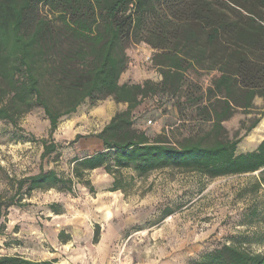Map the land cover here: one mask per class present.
<instances>
[{
  "label": "trees",
  "instance_id": "1",
  "mask_svg": "<svg viewBox=\"0 0 264 264\" xmlns=\"http://www.w3.org/2000/svg\"><path fill=\"white\" fill-rule=\"evenodd\" d=\"M138 44L153 50L159 81L122 83L129 49ZM158 97L174 101L180 124L152 137L135 114ZM107 99L127 108L99 133L73 141L95 138L103 150L76 157L72 178L41 170L18 180L16 193L0 199V236L11 208L30 205L24 196L71 193L76 181L93 190L87 175L95 170L114 177L111 192L124 189L123 170L145 178L173 169L212 180L260 172L264 187V140L238 152L264 119V110L254 113L264 101V0H0V121L19 128L21 118L42 109L49 137L31 141L43 146L46 160L60 155L54 136L61 122ZM238 114L247 118L231 134L226 124ZM48 209L64 214L59 204ZM172 215L168 210L165 219ZM244 242L218 246L196 264H264V254ZM0 264L62 263L1 255Z\"/></svg>",
  "mask_w": 264,
  "mask_h": 264
},
{
  "label": "rangeland",
  "instance_id": "2",
  "mask_svg": "<svg viewBox=\"0 0 264 264\" xmlns=\"http://www.w3.org/2000/svg\"><path fill=\"white\" fill-rule=\"evenodd\" d=\"M129 55L122 83L160 80L157 68L147 60L153 55L149 46L133 45ZM111 100L86 104L64 119L54 136L60 155L46 160L43 146L31 141L49 137L50 125L42 109L21 118L19 128L0 121V199L16 193L18 180L41 170L72 178V161L99 149L95 138L73 141L77 135H95L107 125V116L116 108L110 109ZM256 104L255 115L264 110V101L258 99ZM135 115L137 127L152 137L180 124L169 97L145 101ZM246 118L238 114L226 127L233 134ZM122 175L124 189L117 192H111L114 177L101 169L87 175L93 190L76 181L71 193L56 188L24 196L30 205L11 208L7 230L0 236V256L56 259L62 264H196L208 251L233 240H244L249 250L264 254L260 172L213 180L173 169L145 178L132 170H123ZM52 204H59L64 214L51 213ZM168 210L173 215L165 219ZM97 227L100 241L95 244Z\"/></svg>",
  "mask_w": 264,
  "mask_h": 264
},
{
  "label": "crops",
  "instance_id": "3",
  "mask_svg": "<svg viewBox=\"0 0 264 264\" xmlns=\"http://www.w3.org/2000/svg\"><path fill=\"white\" fill-rule=\"evenodd\" d=\"M108 104L110 105V109H113L114 106L116 108L114 109L115 111L112 113V115L107 116V124L110 122V120L115 116V114L117 112L122 111V110H125L127 108L126 105H124V104H117V103H115L114 100L109 101ZM97 113L100 114L102 112H97ZM106 113H108V112H106ZM67 120H68V118H67ZM263 130H264V119L262 120L261 124L257 127V129H255L253 131V133L249 137H247L243 141V143L239 146L238 152L239 153H247V152L255 151L258 148L259 144L264 140V133L261 132ZM95 140H96V145H97V147H99V149L96 150V151H93V154L95 152H98V151L103 150V144H102V142L100 140H98V139H95ZM50 215H49V217H50Z\"/></svg>",
  "mask_w": 264,
  "mask_h": 264
},
{
  "label": "built area",
  "instance_id": "4",
  "mask_svg": "<svg viewBox=\"0 0 264 264\" xmlns=\"http://www.w3.org/2000/svg\"><path fill=\"white\" fill-rule=\"evenodd\" d=\"M147 60L151 61L152 60V56H148ZM148 123H149V125H152L153 124V120L150 119Z\"/></svg>",
  "mask_w": 264,
  "mask_h": 264
}]
</instances>
